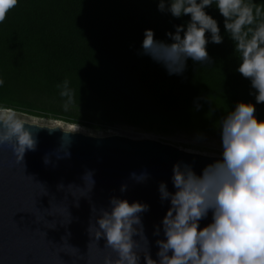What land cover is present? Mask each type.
<instances>
[{
	"label": "trees",
	"instance_id": "obj_1",
	"mask_svg": "<svg viewBox=\"0 0 264 264\" xmlns=\"http://www.w3.org/2000/svg\"><path fill=\"white\" fill-rule=\"evenodd\" d=\"M157 3L18 0L0 24V109L96 130L124 124L159 135L198 131L220 137L219 120L238 102L254 104L256 118L264 120V103L256 104L250 81L236 71L238 55L214 5L205 11L224 39L209 41L211 63L189 59L182 75H169L138 54L145 29L170 43L165 33L189 20L158 11ZM65 79L76 93L67 107L57 87Z\"/></svg>",
	"mask_w": 264,
	"mask_h": 264
},
{
	"label": "clouds",
	"instance_id": "obj_2",
	"mask_svg": "<svg viewBox=\"0 0 264 264\" xmlns=\"http://www.w3.org/2000/svg\"><path fill=\"white\" fill-rule=\"evenodd\" d=\"M17 4L18 0H0V24ZM213 5L223 17L224 32L238 55L236 71L250 81L254 90L250 95L256 104L264 103V5L254 0H158V11L177 19L188 16L189 20L165 33L170 43L155 39L153 30L145 29L138 54L162 64L169 75H182L189 59L197 64L211 63L209 41L221 44L224 39L217 20L205 11ZM3 83L0 79V85ZM57 87L66 98L65 107L72 104L76 93L70 81L65 79ZM255 112L254 104L238 102L219 120L220 157L200 174L190 164L178 161L172 166L174 191L163 181L158 184L160 200L169 206L160 225L154 226L153 235H163L155 240V259L141 219L149 206L116 196L109 198L107 208H97L90 196L86 197L91 211L86 229L88 250L103 239L104 248L115 254L105 255L103 264H141V260L143 264H264V120H258ZM25 125L15 111L0 109V146L9 145L18 163H23L25 152L34 151L37 144ZM197 139L204 137L198 134ZM69 155L65 152V157ZM44 162H49L47 157ZM148 175L146 171L133 172L130 179L141 183ZM82 180L84 187H67L75 186L84 197L94 187L93 172L86 171ZM62 188L63 184L58 185ZM120 190L125 191L126 185ZM74 203L79 207V201ZM209 213L211 222L201 227L200 221Z\"/></svg>",
	"mask_w": 264,
	"mask_h": 264
},
{
	"label": "water",
	"instance_id": "obj_3",
	"mask_svg": "<svg viewBox=\"0 0 264 264\" xmlns=\"http://www.w3.org/2000/svg\"><path fill=\"white\" fill-rule=\"evenodd\" d=\"M24 123L37 144L34 151L25 152L23 163L16 161L9 145L0 146V264H89V258L90 264H103L105 255L115 254L104 248L103 239L97 242L98 247L92 244L88 250L86 229L90 202L97 208H107L112 196L149 206L141 219L155 259V240L163 235L154 236V226L160 225L169 206L167 201L161 202L158 184L163 181L170 192L174 191L172 166L178 161L190 164L200 174L219 158L156 139L91 136L57 125ZM65 152L70 155L65 157ZM86 171L93 172L95 184L91 193L82 197L75 186L84 187L82 176ZM144 171L149 174L144 182L130 179L131 173ZM60 184L64 188L58 189ZM69 184L75 186L69 189ZM122 185H126L123 192ZM75 201H79V207ZM210 222L211 213L200 226Z\"/></svg>",
	"mask_w": 264,
	"mask_h": 264
},
{
	"label": "rangeland",
	"instance_id": "obj_4",
	"mask_svg": "<svg viewBox=\"0 0 264 264\" xmlns=\"http://www.w3.org/2000/svg\"><path fill=\"white\" fill-rule=\"evenodd\" d=\"M17 116L27 123H32L40 126H59L62 130L76 131V124H68L63 121H55L50 118H40L32 117L24 113L15 111ZM80 130L76 132H81L86 135L91 136H107V135H122V136H133L139 137L142 135H152L164 143L171 144L182 150L189 152H196L209 156H218L220 157L222 147H221V137L205 134L202 132H186V131H177L170 135H159L151 132H144L138 128L124 125V124H115L112 126H101V129L96 130L88 128L82 125H79ZM202 134L204 139H197V135Z\"/></svg>",
	"mask_w": 264,
	"mask_h": 264
},
{
	"label": "bare ground",
	"instance_id": "obj_5",
	"mask_svg": "<svg viewBox=\"0 0 264 264\" xmlns=\"http://www.w3.org/2000/svg\"><path fill=\"white\" fill-rule=\"evenodd\" d=\"M127 137L129 138H132V139H142V138H150V139H156L154 136L152 135H142V136H139V137H133V136H128Z\"/></svg>",
	"mask_w": 264,
	"mask_h": 264
}]
</instances>
